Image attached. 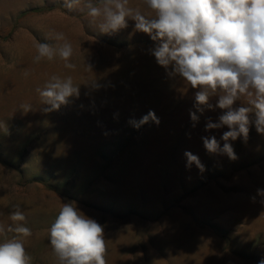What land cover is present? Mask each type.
<instances>
[{"label": "rangeland", "instance_id": "374dc122", "mask_svg": "<svg viewBox=\"0 0 264 264\" xmlns=\"http://www.w3.org/2000/svg\"><path fill=\"white\" fill-rule=\"evenodd\" d=\"M0 4V225L16 226L9 214L18 205L26 217L19 223L33 233L25 241L31 264H57L48 229L66 202L103 226L107 264H125L128 255L134 259L127 264H151L150 255L169 259L176 250L186 256L190 237L206 232L229 239L230 259L261 264L256 229L264 223V215H257L264 211V194L257 191L264 190V134L254 124L247 140L229 141L237 159L209 153L202 138L215 136L223 147L229 129L206 131L205 125L218 122L224 110L198 112V89L167 75L150 53L158 41L136 31L133 21L104 34L84 12L63 7L64 0ZM60 32L73 45L69 62L75 68H66L59 57L34 63L35 43L56 44ZM53 75L71 76L79 87L94 84V95H83L87 90L81 88L78 98L45 111L50 106L36 89ZM149 111L159 124L139 123ZM190 112L199 117L195 124ZM185 152L198 156L205 170L188 166ZM137 224L143 247L115 248L112 230H121L117 243L124 245L125 229ZM13 235L0 233V241Z\"/></svg>", "mask_w": 264, "mask_h": 264}, {"label": "clouds", "instance_id": "9594fccd", "mask_svg": "<svg viewBox=\"0 0 264 264\" xmlns=\"http://www.w3.org/2000/svg\"><path fill=\"white\" fill-rule=\"evenodd\" d=\"M80 4L81 0H64L63 7L84 12L104 34L119 32L133 21L136 31L158 41L150 53L167 75L179 76L198 89L194 97L198 112L213 107L224 110L218 122L209 119L205 125L206 131L224 126L229 129L222 134L223 147L215 136L202 138L209 153L235 160L230 140H247L250 124L264 134V0H138L135 5L132 0H88L83 7ZM53 39L56 44L35 43L33 62L59 57L66 68L74 69L69 62L74 53L72 43L62 32ZM88 68L91 70L90 65ZM36 92L42 104L50 106L45 111H54L67 105L70 97L78 98L80 88L71 76L53 75ZM214 96H218L215 106L209 103ZM237 101L243 103L234 107ZM21 107L31 109L30 105ZM190 117L194 124L199 120L196 112H190ZM149 120L159 124L153 111L139 123ZM185 156L188 166L195 164L201 172L205 170L198 156L191 152H185ZM257 191L264 194V190ZM9 219L16 226L5 229L0 225V233H14L0 241V264H31L25 241L33 233L19 223L26 217L18 205ZM48 236L57 264H107L103 226L73 202L62 204Z\"/></svg>", "mask_w": 264, "mask_h": 264}, {"label": "crops", "instance_id": "0c3cea01", "mask_svg": "<svg viewBox=\"0 0 264 264\" xmlns=\"http://www.w3.org/2000/svg\"><path fill=\"white\" fill-rule=\"evenodd\" d=\"M4 5L0 4V18L5 17L4 11H3ZM11 17V16H10ZM9 17V18H10ZM95 85H84L82 87H79L80 89H85L87 90L86 92H83V95H86L88 97L93 96L94 92H91L90 89H93ZM264 211H261V213ZM257 214L258 216L264 215V214ZM136 223L141 222V220L136 219ZM264 221V219L260 218V222ZM259 228L256 229L258 234L256 235V243L259 242V246L256 248L258 258L261 261H264V223H260L258 226ZM257 228V227H256ZM129 228L127 227L125 229V238L126 242L124 245H121V243H117L118 240L122 241L120 231L118 233L117 228L115 230H112V233L110 236L114 237L113 239V246L115 248H137V247H143L139 246L140 245V240H138V236L140 234H143V228L141 227L140 224H137L132 227L131 231L128 230ZM130 234V237H126V234ZM146 232V230H144ZM128 241V242H127ZM173 244V247L177 248L178 243L176 241H173L170 239ZM144 247L148 248V243L146 242V245ZM163 247V246H162ZM229 239L226 237L218 236L215 233H208L206 232L205 234H196L194 233L193 236L190 237L189 243H188V252L186 253V256H178L177 255V250L176 253L173 251H170V253L173 256H170L169 259H166V257L162 254H155V255H150V263L151 264H180V260L182 258L184 259L183 263L184 264H243L239 262L237 257H233L230 259L229 257ZM129 253H133L132 250L129 251ZM177 256H176V255ZM142 254L140 253L138 255V259L142 260ZM137 257V256H136ZM219 258V260H218ZM134 255H128L126 257L125 264L128 262L133 261ZM180 259V260H179ZM186 259V261H185ZM182 263V264H183Z\"/></svg>", "mask_w": 264, "mask_h": 264}, {"label": "bare ground", "instance_id": "6f19581e", "mask_svg": "<svg viewBox=\"0 0 264 264\" xmlns=\"http://www.w3.org/2000/svg\"><path fill=\"white\" fill-rule=\"evenodd\" d=\"M262 138H264V137H262Z\"/></svg>", "mask_w": 264, "mask_h": 264}]
</instances>
